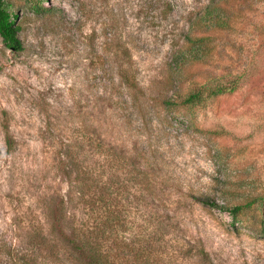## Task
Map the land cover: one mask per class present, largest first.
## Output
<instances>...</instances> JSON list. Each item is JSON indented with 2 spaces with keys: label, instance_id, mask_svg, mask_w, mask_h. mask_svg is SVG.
Here are the masks:
<instances>
[{
  "label": "rangeland",
  "instance_id": "374dc122",
  "mask_svg": "<svg viewBox=\"0 0 264 264\" xmlns=\"http://www.w3.org/2000/svg\"><path fill=\"white\" fill-rule=\"evenodd\" d=\"M4 2L23 47L0 36V264H73L47 234L48 198L68 186L63 142L104 170L123 222L104 235L116 264H264V0ZM123 62L135 89L119 82ZM96 125L106 161L90 144ZM145 165L163 234H139ZM239 203L236 216L225 207Z\"/></svg>",
  "mask_w": 264,
  "mask_h": 264
},
{
  "label": "trees",
  "instance_id": "16d2710c",
  "mask_svg": "<svg viewBox=\"0 0 264 264\" xmlns=\"http://www.w3.org/2000/svg\"><path fill=\"white\" fill-rule=\"evenodd\" d=\"M212 5L211 7L214 10L219 11L217 2ZM218 16V13L214 14L217 23L220 20ZM18 30L19 25L16 23L15 16L7 9L4 0H0V36L4 44L13 50H21L23 47V43L18 36ZM203 39V36L193 38L192 45L195 49V57H198L199 53L205 52L202 44ZM115 69L119 82L129 88L135 89L138 87L128 63L126 65L124 62L118 63ZM234 88L235 85L217 84L212 88V92L221 93ZM201 90L199 88L185 94L177 91L173 95L178 93L177 95L181 97L179 103L185 104L200 99ZM137 92L138 90L135 92L136 96H138ZM171 97L168 98L169 103L178 102ZM3 128L6 133L5 140L10 148L14 140L8 134V125L5 124ZM101 142H104V138L100 127L96 125L93 127V135L90 136V144L95 145L96 152L101 150L102 157L100 160L106 161V156L103 154L104 150L99 148L103 144ZM62 144L61 149L58 151L61 155L58 161L61 164V170L66 177L68 186L64 193L60 195H57V193L51 194L48 198L46 216L49 230L47 234H52L59 239L60 247L64 253H67V258L73 264H116L114 258L104 248V235L112 229L111 225L121 226L123 222L120 218V211H117L113 216L111 215L112 210L109 208L107 200L109 183L103 178L104 170H100V163L90 165L85 162L80 154L82 145L77 146L70 142H63ZM74 146L76 150H74ZM147 167L149 168L145 165L141 171L145 204L143 207V223L139 234H163V230L168 225L166 221L168 216L147 204L146 197L153 191L150 185L153 177L150 176ZM201 201L214 206L220 205L211 197L201 198ZM255 201L256 198H251L248 199L246 204L251 205ZM244 205L239 203L225 207L229 209L233 216H236ZM111 216L114 224H111ZM195 256L198 261L202 260L203 257L211 261L203 247L198 249ZM142 257L145 264H153L149 259V254L148 256L143 254Z\"/></svg>",
  "mask_w": 264,
  "mask_h": 264
}]
</instances>
